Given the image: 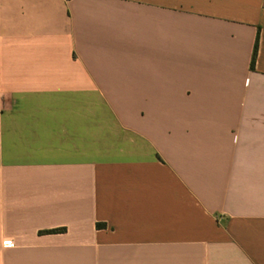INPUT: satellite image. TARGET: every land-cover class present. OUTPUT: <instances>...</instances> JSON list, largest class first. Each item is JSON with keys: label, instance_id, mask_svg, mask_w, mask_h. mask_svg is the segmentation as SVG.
Masks as SVG:
<instances>
[{"label": "crops", "instance_id": "crops-1", "mask_svg": "<svg viewBox=\"0 0 264 264\" xmlns=\"http://www.w3.org/2000/svg\"><path fill=\"white\" fill-rule=\"evenodd\" d=\"M0 264H264V0H0Z\"/></svg>", "mask_w": 264, "mask_h": 264}, {"label": "trees", "instance_id": "trees-1", "mask_svg": "<svg viewBox=\"0 0 264 264\" xmlns=\"http://www.w3.org/2000/svg\"><path fill=\"white\" fill-rule=\"evenodd\" d=\"M257 52H258V45H256V47H255L253 60H252V67H254V65H255ZM98 226L100 227L101 225H98ZM61 231H63V230L62 229H55V230L48 231V233H57V232H61Z\"/></svg>", "mask_w": 264, "mask_h": 264}, {"label": "built area", "instance_id": "built-area-1", "mask_svg": "<svg viewBox=\"0 0 264 264\" xmlns=\"http://www.w3.org/2000/svg\"><path fill=\"white\" fill-rule=\"evenodd\" d=\"M12 246H13V244H12V243H9V244H8V247H12Z\"/></svg>", "mask_w": 264, "mask_h": 264}]
</instances>
